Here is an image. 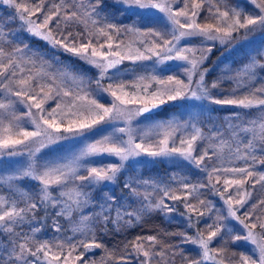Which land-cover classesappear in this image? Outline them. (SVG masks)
<instances>
[{
  "label": "snow or ice",
  "instance_id": "snow-or-ice-1",
  "mask_svg": "<svg viewBox=\"0 0 264 264\" xmlns=\"http://www.w3.org/2000/svg\"><path fill=\"white\" fill-rule=\"evenodd\" d=\"M47 2L48 0H2L11 11L7 13V23L0 18V96H3V99H0V155H26L27 159L25 165L13 175L0 177V183H7L12 190L14 180L30 179L36 182L38 190L34 193L12 190L10 198L0 195V235L4 238V246L0 247V264H96L95 261L84 258L92 248L103 247L96 242L89 224L101 219L105 225L109 223L111 204L115 202L113 196L106 197L105 202L99 205L100 211L94 216L81 215L79 221L74 222L72 231L90 236L87 242L38 240L35 233L40 231L39 228L31 229L33 235L17 229L35 220L40 209H43L46 215L50 209L54 210L52 215L64 216L71 220L73 213L80 211L91 200L86 188L114 182L124 162L142 155L181 159L198 170L207 171V162L211 160V156L220 159L224 147L228 146L230 154L235 155L237 159H251L255 162L256 142L264 145V86L258 87L254 76L258 66L264 68V49L250 57L249 62L235 77H227L235 79L237 88L244 87L246 94L242 97L233 95L220 98L214 90L220 88L226 77L221 76L208 82L205 79L208 69L202 68L211 47L182 44V41L201 37L203 41H219L224 44L239 38L242 30L245 39L257 31L264 32V0H250L252 11L240 9L239 6L229 7L226 0H183L182 8L173 7L178 0H112L113 5L124 12L140 15L155 11L163 20V31L155 27L141 28L135 24L123 29L134 34L144 48L142 51L128 45V51L123 54L119 50L121 45L117 44L114 50L112 43L113 34L119 35L122 29L108 22L107 17L103 18L102 26L96 27L100 24L105 10L104 0H82L79 4L74 0H59V3H51L46 7ZM206 3L207 11L214 22L200 23L198 18ZM221 4L224 6L221 7ZM207 20L208 17H205V21ZM17 21L20 28L29 35L80 57L98 70L96 87L111 97L110 103H101L84 87V77L68 70L60 73L59 83L54 75L50 76L43 70L35 74H32L30 69L26 70V64L35 66L38 61L43 69L44 62L27 44L23 47H13L11 51L6 50L4 45L14 43L15 34L5 30L8 24ZM73 23L83 24L86 32L91 24L95 27V32H87L89 39L77 44L71 31L65 34L61 30V24L64 28H69ZM54 29L59 38L54 35ZM84 34L78 32L76 37ZM9 36H13V39L9 40ZM93 36L97 39L106 37V42L97 47L91 39ZM153 58L156 64L167 61L183 62L185 79L175 75H142L129 85L123 81H114L113 77L109 76V71L117 69L124 60L136 62ZM26 71L29 74L23 75ZM245 78L250 83H244ZM105 79L113 82L105 86ZM68 81L79 90L68 87ZM57 97L61 99L57 100L55 108L47 110L45 104ZM63 98H69V102H63ZM177 100L199 102L201 106L208 103L261 109V114L256 119L248 121L240 129V132L250 134V138L243 143V155L239 143L233 152L229 142L223 139L217 144L209 145V148L213 149L210 155L209 149L202 147L203 142L216 140L221 133L215 130L210 136H206L202 127L194 122L196 115L190 114V119L183 123L171 120L148 129H138L135 126L134 122L146 113ZM18 103L23 104L26 111L18 114ZM26 123L31 125V130ZM121 124L123 126H119ZM99 125H109L111 131L87 142L78 153L66 159H42L45 149L63 140L85 137L87 132ZM229 128L232 129L233 137L239 135L236 126L229 123ZM177 132L182 134L177 137ZM153 137L161 138L152 142ZM260 152L264 154V146L260 148ZM104 155L116 158L118 163L104 166L86 165L90 158ZM260 163H264V160ZM218 173L224 174L222 188L217 187L221 184V175H217ZM255 175L251 166H213L211 171H207L208 184H189L186 180H179L177 188L157 185L156 190L162 193L158 200L153 202L151 194H145L139 210L124 211L122 215L120 208H117L116 218L112 222L119 223L125 217H128L127 222H131V218L138 219L141 212H172L174 209L166 200L180 201L189 216V228L196 229L194 235L180 234L184 243H191L198 248L197 259L188 260L181 254L187 264H264V208H260V213H257V208L264 205V198L251 204L249 210L242 215H238L239 210L248 205L252 196V191L244 186L251 183V188L254 189L256 184L264 185V174L258 178H255ZM173 179L175 181L176 178ZM143 183L147 185L149 181ZM125 187L130 188L134 196H141L131 185L125 184ZM206 187H210L214 194L221 197L226 205V214L215 213L213 219L215 205L199 198L200 189ZM233 187L234 191L230 193L229 189ZM181 190L183 194L178 195L177 192ZM190 199H195L197 203H191ZM21 203L23 207L19 206ZM193 214L197 217L194 223ZM205 217L212 222L209 223ZM233 221L240 226L239 232L235 230ZM53 223L55 231L59 232V224L55 220ZM201 224L203 227H200ZM156 239L155 236L143 238L149 242L147 248L140 237L132 243L138 256L143 257L140 264H152L156 257L167 264V253L163 249L154 251L152 248ZM239 241L248 244L251 251L241 252L238 259L233 260L237 253L231 250V246ZM78 247L84 251L77 252ZM74 253L76 254L73 255ZM227 253L231 255H226ZM175 255L173 252V261Z\"/></svg>",
  "mask_w": 264,
  "mask_h": 264
},
{
  "label": "rangeland",
  "instance_id": "rangeland-1",
  "mask_svg": "<svg viewBox=\"0 0 264 264\" xmlns=\"http://www.w3.org/2000/svg\"><path fill=\"white\" fill-rule=\"evenodd\" d=\"M113 3L112 0H108ZM78 2H82V0H78ZM86 2V0H83ZM226 3L229 7L239 6L240 9L252 11L253 6L250 3V0H226ZM221 7L224 5L221 4ZM174 8H182L183 0H178L176 4L173 5ZM208 3L205 4L204 10L201 12L198 22H214L210 17L208 11ZM121 10V9H119ZM11 11L9 6L4 5L2 0H0V14L3 18L4 22L7 23L8 16L7 13ZM128 13V12H126ZM136 19L134 21H128L127 26L121 27L122 31L119 35L113 34V48L116 50V45L120 44L121 48L119 49L122 54L128 51V45H131L133 49L140 48L142 51L144 50L143 46L139 43L138 38L129 32L123 31L127 27L135 24L137 27H155L160 30H164L163 20L160 14L155 11L141 13L140 15H135ZM205 17H208V20L205 21ZM43 18V17H42ZM40 18V19H42ZM85 29L84 25L81 24ZM96 27H99L97 25ZM89 32H95V27L91 24L88 25ZM91 30V31H90ZM6 32L15 34L14 43L23 42L28 38H35L40 41L42 45H44V49L41 52V57L43 58V69H41V63L38 61L36 66H32L31 64H26L25 68L30 69L32 74H35L37 71L43 70L47 72L50 76L54 75L56 77V82L60 81V73L68 70L74 73L77 76H83L85 79L86 90H89L93 96L100 100L101 103L108 105L110 103L111 97L106 93L100 92L95 84V80L98 77V70L93 68L91 65L86 63L80 57L74 56L73 54L64 51V49L60 47H53L48 42L29 35L26 31H23L20 28L19 22H15L13 25H10L6 30ZM87 31V32H88ZM59 38V37H57ZM9 40L13 39V36L8 37ZM89 39V38H88ZM86 38V41L88 40ZM95 38L94 40H96ZM150 39V38H148ZM85 41V42H86ZM77 44L81 42V40L76 39ZM106 39L103 41L95 42V45L98 47L100 43H105ZM147 42V40H146ZM30 41L25 42L24 44L29 45ZM23 44V45H24ZM182 44L194 45L197 47L208 48L211 47V51L207 53V59L204 61L202 68L208 69L206 74V81L211 82L218 77L225 76L226 78L221 83L220 88L214 90L218 97H232L235 95L236 97H242L246 94V89L244 87L237 88L235 79H228L227 77H235L236 73L239 72L245 64H247L250 60V57L255 56L261 49H264V32L257 31L255 34H250L248 38H243V30L239 38L233 40L230 43L221 44L219 41H203L201 37H194L185 41H182ZM23 45H16L23 47ZM33 46H29V49L32 51ZM106 50V47H105ZM11 51V50H10ZM30 52L28 53V55ZM49 56V57H46ZM246 57L244 61H238L234 63V60L239 57ZM259 59V57H257ZM264 62V60H262ZM184 67L183 62L180 61H167L163 64H156L155 58L152 60L145 61H136L132 62L130 60H124L123 63L118 65L117 69L110 70L109 76L113 77L114 81H123L126 84L131 85L136 81L138 76H150L152 74L167 77L168 75H175L180 79H185L184 77ZM259 66L255 70L254 82L257 86H264V74L260 73ZM29 74L26 71L23 75ZM259 81L257 82V80ZM50 82V81H48ZM113 82L105 79L103 83L105 86L107 83ZM147 82V81H145ZM244 83H250L247 78H245ZM68 87H72L74 90H79L75 85L71 83V81L67 82ZM130 91L133 89L129 88ZM152 89H150L151 91ZM0 99H3V96H0ZM15 99V98H13ZM61 99L57 97L56 99L49 100L45 104V108L47 110H51L55 108L57 100ZM63 102H69V98H63ZM164 109L161 114H145L143 117L138 118L137 121L134 122L135 126L138 129H148L153 127L154 125L167 123L171 120H177L181 123L190 119V114L196 115V119L194 122L198 123L199 126L202 127L206 136H210L212 131L219 130L221 133L220 137L216 140H207L203 142L202 147L208 148L210 155L213 151L212 148H209L210 144L219 143L220 139L226 140L229 142L233 152L239 143L241 146V155H243V143L246 139L250 138V134H246L240 132V129L243 128L246 123L252 119H256L261 114V109L252 108V109H244L236 106H221V105H212L208 103H204L202 106L199 102L185 101V100H177L170 101L165 104ZM26 111V108L23 104H17V112L23 113ZM35 111V109H33ZM229 123L236 126V131L239 133L238 136H232V129L229 128ZM26 126L31 130V125L26 123ZM119 126H123L122 124ZM215 126V127H214ZM111 131L109 125H99L92 129L90 132L86 133L85 137L82 138H70L67 140H63L56 145H53L47 149H45L42 153V159L48 161H57L63 160L70 157L74 153H78L89 141H94L100 138L103 135L108 134ZM182 133L177 132V137H179ZM161 137H153L152 142L160 139ZM139 142V141H138ZM178 145V139H177ZM264 146L261 145L260 142H256L255 144V156L256 161L253 162L251 159H237L235 155L230 154L229 147L225 146L223 152L221 153L220 159H217L216 156H211V160L208 161V169L207 171H211L213 166L215 167H246L251 166V170L254 171L255 178H258L259 175L264 174V163H260L262 159H259L258 156L262 155L260 152V148ZM26 155H17V156H7L6 154L0 155V177L7 178L13 175L17 170L21 169L26 162ZM113 163H118L116 158L110 156H96L90 158L86 161L87 166H104ZM207 171H201L196 169L194 166L189 165L187 162L181 159H172L166 157H148V156H140L132 158L126 162H124V166L121 171L117 174L114 182H107L100 185H96L92 188H86V191L89 193L91 200L88 205L84 206L80 211L74 212L72 219L69 220L64 216L56 217L52 215L54 210H49V213L46 215L43 209H40L36 213L35 220H31L30 223H26L22 225L17 231H22L25 234L33 235L31 229L39 228L40 231L35 233V237L38 240H49L53 242L63 241L67 243L71 241L72 243H77L82 240L81 238H85L86 236L79 232H73L72 228L74 226V222H78L81 215L85 216H94L96 213L100 211L99 205L105 202L106 197L113 196L115 197V202L111 204V212L109 213L110 220L112 221L116 218V209L120 208L121 214L123 215L124 211H133L139 210L141 208V200L143 195L151 194V200L154 202L158 200L162 193L156 190V186L160 187L168 186L172 188H177L179 180H186L189 184H208V176ZM86 175V173H83ZM217 175H221V184L217 185L218 188H222V180L224 178L223 173H218ZM229 177L231 174H228ZM175 177V181L173 179ZM144 181H149V184H144ZM154 182V183H153ZM125 184L131 185L132 188L138 190L141 193L140 197L134 196L130 188L125 187ZM246 189L252 191V196L244 208L240 209L238 215H242L243 212L249 210V206L253 203H256L259 199L264 198V185L256 184L255 188H251V183L246 184L244 186ZM12 190L24 191L28 193H34L38 189L36 187V182L30 179H19L14 180L11 185ZM205 189V192L204 190ZM200 189L201 192H204V196L200 194V197H204L203 200L211 201L212 204L215 205V212L213 213V219L215 218V213H223L226 214V205H224L220 196L213 193L210 187H206ZM10 190V187L7 183H0V195H3L6 198H10L13 194V191ZM234 187L229 189V192H233ZM178 195H182L183 191L177 192ZM190 202L196 204L197 201L195 199H190ZM166 203L172 207L174 210L172 212L162 211L165 217L174 218L178 221H181L185 225V232L189 235H194L196 229L189 228V216L184 208L183 203L180 201H171L166 200ZM23 207V203L19 205ZM260 208H264V205H261L257 208V213H260ZM203 210V209H202ZM144 212L140 213L141 214ZM184 213V215H182ZM139 216V217H140ZM197 217L192 215V222L196 221ZM204 219L208 220L211 223V219L205 217ZM56 221L60 226V231H55V225L53 221ZM102 220V219H101ZM136 217L131 218V222L128 221V217H125L124 220L120 222L126 224H132L138 221ZM103 221V220H102ZM91 224L89 226L91 227ZM233 225H235V230L237 232L240 231V226L233 221ZM203 227V224L200 225ZM182 237V236H181ZM144 246L147 248L149 246V242L144 240L142 241ZM180 244L185 247H192V249L196 250L198 253L197 246L191 243H184L183 237L180 240ZM4 246V238L0 235V247ZM234 246L239 247L241 251L237 253L236 257H233V260H237L239 253H250L251 248L248 244L243 241L237 242ZM154 251H159L155 245H152ZM77 252H80L79 247ZM167 253L165 260L169 259L172 261V253ZM74 253L73 255H75ZM130 254L133 257V260L140 264V261L143 259L142 256H138L134 248L131 249ZM226 255H231V253H227ZM85 255V259H86ZM156 261H162L159 257L153 259L152 264H160ZM167 260V264L171 262ZM170 262V263H169ZM162 264V263H161ZM173 264V263H172ZM187 264V263H186Z\"/></svg>",
  "mask_w": 264,
  "mask_h": 264
},
{
  "label": "trees",
  "instance_id": "trees-1",
  "mask_svg": "<svg viewBox=\"0 0 264 264\" xmlns=\"http://www.w3.org/2000/svg\"><path fill=\"white\" fill-rule=\"evenodd\" d=\"M74 2L77 4L80 3L78 2V0H74ZM51 3H59V0H48V2L46 3V7ZM103 7L105 10L102 13L101 22L100 24H98L99 26H102L104 17H107L108 22L116 24L118 28H124L125 25L127 26L128 21H134L136 19L135 15L132 12L126 13L122 10H119L117 6H114L113 3L109 2L108 0H104ZM40 18H42V16ZM13 24L14 23L8 24V27ZM61 30H63L65 34H67L68 31H71L73 33V37L81 40V42H85L86 38H89L87 32L85 31L83 26H81V24L73 23L69 28H64V25L61 24ZM78 32L85 34L81 37H76V33ZM54 35H57V37H59L55 29ZM95 38V36L91 37L94 44L95 42H99L102 40L104 41L106 39V37H99L98 39L94 40ZM28 41H30L29 46H33L32 51L38 53L39 57H41V52L44 49V45H42L40 41L35 38H28L23 42L5 44L4 46L6 50L10 51L13 47H16V45L22 46L25 42ZM30 55L31 52L29 56ZM245 59V56H241L235 59L234 63L238 61H244ZM259 71L260 73L264 74V68H259ZM258 81L259 79L257 80V82ZM164 109H166V107H163L162 109L153 112L152 114H161ZM258 158L264 160V154L258 156ZM203 190L205 192V189ZM204 192L200 191V194L204 196ZM199 198L203 199L204 197ZM184 225V223L174 218L165 217L161 210L144 212L141 214L138 221L129 225L122 222H109L105 225L104 222L100 220L96 223H92L91 228L95 234L96 242L100 243L103 247L92 248L91 251L85 254L87 256L86 259L89 261H95L96 264H137V262L133 260V257L130 254V251L133 248L132 243L136 240L137 237L142 238V241H144L143 238H146L148 236H155L157 239L153 245H155L156 248L159 249V251L163 249L164 251H167L168 254L173 251L176 253L174 261H170L169 259H167L171 262H169L170 264H186L187 261L182 259L181 254H183V256H186L188 260H191L197 259L198 253L196 250L192 249V247H185L184 245L180 244V240L182 238L180 234L185 232L186 228ZM81 239L87 242V240L90 239V236H86L85 238L82 237ZM79 250L80 252L84 251V249L80 247ZM231 250L236 253L241 251L239 247H236L234 245L231 246ZM121 257H123L124 259L121 260ZM156 262L164 264L162 261Z\"/></svg>",
  "mask_w": 264,
  "mask_h": 264
},
{
  "label": "water",
  "instance_id": "water-1",
  "mask_svg": "<svg viewBox=\"0 0 264 264\" xmlns=\"http://www.w3.org/2000/svg\"><path fill=\"white\" fill-rule=\"evenodd\" d=\"M164 106H165V104H164V105H162V106H160L159 108L155 109L153 112H156V111H158V110L162 109ZM153 112H151V113H153ZM147 114H149V113H147Z\"/></svg>",
  "mask_w": 264,
  "mask_h": 264
}]
</instances>
